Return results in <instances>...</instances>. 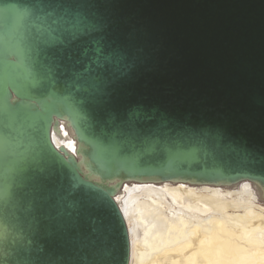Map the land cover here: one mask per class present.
<instances>
[{
	"label": "water",
	"instance_id": "1",
	"mask_svg": "<svg viewBox=\"0 0 264 264\" xmlns=\"http://www.w3.org/2000/svg\"><path fill=\"white\" fill-rule=\"evenodd\" d=\"M245 182L264 0H0V264H129L126 186Z\"/></svg>",
	"mask_w": 264,
	"mask_h": 264
},
{
	"label": "bare ground",
	"instance_id": "2",
	"mask_svg": "<svg viewBox=\"0 0 264 264\" xmlns=\"http://www.w3.org/2000/svg\"><path fill=\"white\" fill-rule=\"evenodd\" d=\"M53 141L73 149L68 138ZM116 200L129 231V264H264V206L246 182L233 189L126 186Z\"/></svg>",
	"mask_w": 264,
	"mask_h": 264
},
{
	"label": "rangeland",
	"instance_id": "3",
	"mask_svg": "<svg viewBox=\"0 0 264 264\" xmlns=\"http://www.w3.org/2000/svg\"><path fill=\"white\" fill-rule=\"evenodd\" d=\"M259 204L262 205V206H264V204H262V203H260V202H259ZM141 235H142V234H140V237H142Z\"/></svg>",
	"mask_w": 264,
	"mask_h": 264
}]
</instances>
